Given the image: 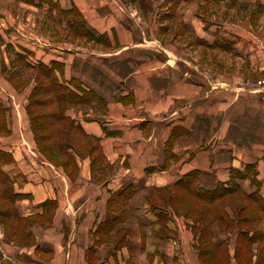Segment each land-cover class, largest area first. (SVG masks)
Returning <instances> with one entry per match:
<instances>
[{"label":"crops","instance_id":"obj_1","mask_svg":"<svg viewBox=\"0 0 264 264\" xmlns=\"http://www.w3.org/2000/svg\"><path fill=\"white\" fill-rule=\"evenodd\" d=\"M34 3L18 1L32 11L0 12V149L12 157L2 168L25 196L15 202L20 236L5 238L0 224V264H201L185 228L191 220L170 205L180 234L151 233L146 195L192 171L200 172V186L214 188L231 169L252 164L255 182L248 176L240 187L264 198L262 89L207 69L233 66L239 56L242 66L264 73V0ZM70 18L94 39L73 37ZM15 52L33 65H53L60 82L84 94L64 109L79 126L69 148L76 162L71 176L37 148L27 111L34 79L24 80L21 60L22 76H10L9 68L18 67ZM94 154L102 156L95 166ZM127 184L134 192L117 227L129 231L112 248L95 229L110 216V195ZM47 200L55 204L52 217ZM257 225L262 234L242 252L246 264H264V220ZM139 227L145 233L131 230ZM235 246L232 236L229 264H237Z\"/></svg>","mask_w":264,"mask_h":264},{"label":"trees","instance_id":"obj_2","mask_svg":"<svg viewBox=\"0 0 264 264\" xmlns=\"http://www.w3.org/2000/svg\"><path fill=\"white\" fill-rule=\"evenodd\" d=\"M40 2H44V0H40ZM73 15H76V13L73 12ZM67 23L73 37L94 39V36L84 28L79 18L72 20L70 18ZM15 53L14 61L19 64L21 60L24 80L27 81L29 79L30 75L28 72L32 71L34 74L32 75L34 85L29 93L27 111L30 116L37 148L46 159L62 165L71 176L75 172L76 162L69 148L73 146L76 134H79V126L64 114V109L68 103H77L85 100L84 94L79 96L76 92L70 90L64 82H60L56 77L53 65L41 62L33 65L26 61L20 53ZM20 75L22 76V74ZM10 76L14 75L10 74ZM87 142L90 144L92 151L97 149V143L92 138H89ZM11 161L10 153L0 149V191H5L0 195V224L4 226L5 238L20 236V221L22 222L15 208V201L20 198V193L14 191V180L2 168L4 163ZM100 161H102L101 154H94L93 166L98 165ZM106 166L104 164L103 168ZM254 172L252 164H247L244 171L231 169L230 178L226 182H218L214 188H204L199 185L200 172L192 171L184 174L173 184L152 191L146 196L148 202H151L150 212L153 210L156 212L153 214V226L157 227L156 233L164 227L162 222H160L162 219L166 220V224L173 223L170 215L163 216L164 209L168 205L173 208L175 213L192 219L194 222L202 223V232L207 230L206 232L209 233V229L213 225H223L224 228H228L231 225L230 223H232L227 213L228 208L232 212L236 211V208L241 211L250 210L249 216L252 218H238L236 221L239 225L242 226L245 223H247L246 225H249V223L251 225L256 224L259 221V218H256L258 209L254 210L250 205L260 204L264 206V198L257 191L249 194L243 192L239 184L240 179L248 176H251L250 179L255 182ZM133 192V186L127 184L110 195L108 206L113 216L106 218L96 227L95 233L99 235V238L104 237L107 231L116 228L119 223H122L128 217V212L122 205L127 202ZM48 201L51 202V200H47L43 205H48ZM260 210L262 211V209ZM161 217L163 218L160 219ZM244 227L246 226L241 228V233L236 238L234 252V257L237 261L239 260L240 264H246L250 260L244 256L241 257L242 252H248L253 241L260 235H254V232L257 231L256 228L249 232ZM121 229L118 228L117 230L121 231ZM117 230L115 229V231ZM124 231L123 235H118L119 242L123 241V238L128 233V230ZM156 236L168 237L170 235ZM171 236L174 235L172 234ZM202 250L199 251V258L206 261L202 254L210 251L202 252ZM212 256L213 254L210 252L207 256L209 259L207 261L213 259Z\"/></svg>","mask_w":264,"mask_h":264},{"label":"rangeland","instance_id":"obj_3","mask_svg":"<svg viewBox=\"0 0 264 264\" xmlns=\"http://www.w3.org/2000/svg\"><path fill=\"white\" fill-rule=\"evenodd\" d=\"M18 1L19 0H0V12L7 10V11H11L13 13H18V12L22 13L24 11L27 12V11L33 10V8H31L28 5L35 4L34 0H23V1L27 2L28 5L23 6L20 4V8L18 5ZM260 9L263 10V8H260ZM249 14L251 16L255 17L256 13L255 12H249ZM59 21H61V20H59ZM241 62H245V60L244 59L242 60L238 56V58L234 59V65L233 66H230V67H223L222 66V67H218L216 69L209 67L207 69L210 71L215 70L219 74L220 73H227V74H233L236 76L238 75L239 78H241L245 81H249V83H251L252 85H256L259 80L264 79V73L256 72L254 69L250 68L249 64H247L248 66H242ZM17 66L18 67H15V66L10 67L8 70L9 73L13 74L14 76L20 75V63ZM28 74L30 76H29V79L27 81H29L30 79H33L32 75H34L32 71L28 72ZM2 192H5V191L1 190L0 195ZM22 197H25V196L23 193H20V198H22ZM48 205H49V209L47 208L48 209L47 213L50 211V217H52V208H53V206H55V204L52 201L51 202L48 201ZM238 205H239V203H238ZM250 207H253L254 210L258 209L256 212L257 213L256 218H259V220H264V206H262L260 204H251ZM260 209H262V211ZM164 210L166 211V213L164 211L163 216H167V215L172 214V212H170V209H168L167 207ZM249 212H250V210L241 211V210H237V208H236V211L232 212V210H230L228 208L227 213L232 220V223H230L231 225L228 228H224L223 225H213L209 229L210 230L209 233L206 232L207 230L202 232V223L194 222V220H192V219H190L191 222H189V223L186 222L185 228H186V231L189 233V235H192L193 239L195 240L194 245L198 251V258H199V251L201 249H203L202 252L210 251L211 254H213V256H212L213 259H211L210 261H207V260H209L207 256L210 252L205 253V254L203 253L202 256H204L206 258V261H203V259L199 258V261L201 264H229L230 263V255L228 253V245L230 243V238L233 236L236 239L237 236L240 235V233H241L240 230L243 226H246L244 228H247L249 232H252L253 228H256L257 231L254 232L255 233L254 235L262 234L261 227L257 225V222L254 225H251L250 223H249V225H246L247 223H245V224H242V226L237 223L236 220L238 218H244V217L252 218L249 216ZM154 213H156L155 210L150 212V216L152 215V217H153ZM110 216H113V214L111 212H110ZM47 217L49 218V216H47ZM162 218L163 217H161L160 219H162ZM187 219H189V218H187ZM163 220L164 219H162L160 222H162L164 227L162 230H159L158 233H156L157 227L152 225V227L150 228L151 229L150 231L153 235H170L171 236L172 234L173 235H179L180 234L178 226L175 222V219L172 218V221H173L172 224L173 225L171 223L166 224V220H164V221ZM118 228L119 227H116V228H113L112 230L107 231L105 233L106 235L104 236V238L102 237L103 239H107V241L111 244L112 248L118 247L121 244H123V241L121 240L119 242L118 238L120 235H123V233H125L124 230L129 231V228H125V226L120 227V228H122L121 231L117 230ZM115 229L117 231L113 232V230H115ZM131 230H135L137 232L140 231L141 234L145 233V231H144L145 229L141 228V227L136 228V229L131 228ZM41 246L47 252L51 250L50 246H48L47 244L41 245ZM44 259H45L44 261L46 263L49 260L48 257H45ZM238 261L236 260L237 264H240V262H238Z\"/></svg>","mask_w":264,"mask_h":264},{"label":"built area","instance_id":"obj_4","mask_svg":"<svg viewBox=\"0 0 264 264\" xmlns=\"http://www.w3.org/2000/svg\"><path fill=\"white\" fill-rule=\"evenodd\" d=\"M256 86L261 87L262 91L260 92V94L262 97H264V79L259 80Z\"/></svg>","mask_w":264,"mask_h":264}]
</instances>
